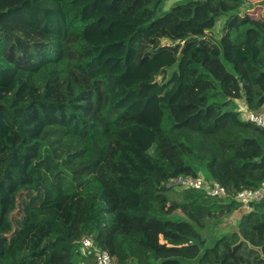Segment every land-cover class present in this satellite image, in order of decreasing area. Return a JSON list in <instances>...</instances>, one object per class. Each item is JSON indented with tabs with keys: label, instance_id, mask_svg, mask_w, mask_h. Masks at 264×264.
<instances>
[{
	"label": "trees",
	"instance_id": "16d2710c",
	"mask_svg": "<svg viewBox=\"0 0 264 264\" xmlns=\"http://www.w3.org/2000/svg\"><path fill=\"white\" fill-rule=\"evenodd\" d=\"M8 1L0 23L15 9ZM50 1L58 27L0 24V77L12 74L0 81V264H95L82 255L84 238L114 264H264V199L249 209L237 199L264 185V127L236 109L245 101L248 113L264 111V0H181L169 11L172 0H105L133 29L111 46L103 44L111 33L90 21L97 1ZM175 56L178 90L159 105L153 142L137 160L148 168L134 176L129 202L123 173L145 124L132 95L153 82L133 71ZM120 69L131 76L112 74ZM68 135L101 154H90L93 176L77 188L63 177L67 191L51 199L34 170L43 161L33 164ZM178 177L204 178L228 196L177 192L169 185ZM237 212V231L218 229Z\"/></svg>",
	"mask_w": 264,
	"mask_h": 264
},
{
	"label": "rangeland",
	"instance_id": "374dc122",
	"mask_svg": "<svg viewBox=\"0 0 264 264\" xmlns=\"http://www.w3.org/2000/svg\"><path fill=\"white\" fill-rule=\"evenodd\" d=\"M98 4H95V2ZM181 0H172L168 2L165 6V11H169L176 4L181 3ZM95 4L96 13L92 9H89L91 13L90 21L98 26L101 33L110 32L112 34L113 30L115 35L113 37L108 36V39L103 40V44L106 46H111V44H118L124 40L129 39V34L132 33V28L127 25V23L115 16V11L111 9L110 3L105 0H84L83 7L92 6ZM254 7V6H253ZM5 8L13 9L9 14L5 15L1 23L3 28L13 26L14 22L17 20H27L34 22L35 24L41 23L43 25L52 24L54 27H58V18L55 13L57 10L56 5H54L50 0H10L5 3ZM95 10V9H94ZM94 13V14H93ZM244 15V13L242 14ZM0 23V24H1ZM225 24V18L222 19L220 24H218L217 29L211 33L213 37H220L222 35V27ZM117 49V47H115ZM116 54L109 56L110 63L112 65H117L118 61L115 59L121 54V50L115 51ZM131 60V57L130 59ZM179 57H171L160 62L151 63L142 69L133 71V77L137 80L143 78H152L153 82L149 85V88L143 94L132 95L135 102L141 103V112L145 115V124H143L140 135H138L133 144L138 150V156L135 160L129 161V165L126 166L124 171V176L126 178V196L129 202H135V197L133 195L135 189V175H143L145 169L148 168L144 163H139L137 160H141V153L148 149L153 142V134L159 126L160 112L159 105L163 100H170L173 95L178 90L179 84V69H178ZM102 64L100 72L107 74L111 71L109 67ZM130 70H127L126 74H122L123 70L120 69L118 72H113V75H118L119 77L131 76ZM125 75V76H124ZM173 76V77H171ZM12 77V74H6L0 77V81L7 82ZM172 79L174 81L172 82ZM132 80H128L123 84V87L131 83ZM172 92L170 93V91ZM236 109L238 112L242 113L243 118H248V110L246 108L245 101L237 103ZM259 113H264L259 112ZM60 145L53 146L51 143L47 144L46 150L41 155V158L34 161L33 166L39 164L43 161L44 168L34 170L37 173H43L41 176L40 187L46 192L50 193L51 199L56 198L60 194H63L68 189V184L60 183V179L67 178L68 182L75 184V188L82 184V179H87L94 175L97 165V159L92 157L93 150L96 153L101 154V149L99 146L94 144V142L89 140H80L73 136H66L65 138L60 137ZM96 147V148H95ZM59 157H56V156ZM51 162H54L57 166V170L52 172ZM82 178V179H81ZM174 181V180H173ZM173 181L169 186H173ZM36 188V186H33ZM177 192L185 190L181 187L175 188ZM177 215L184 216L181 211L176 212ZM240 218L239 212L235 213L233 216L225 220V223L218 227L219 230L227 229L230 231H237L236 221ZM90 250H82L85 254Z\"/></svg>",
	"mask_w": 264,
	"mask_h": 264
},
{
	"label": "built area",
	"instance_id": "2783aa9c",
	"mask_svg": "<svg viewBox=\"0 0 264 264\" xmlns=\"http://www.w3.org/2000/svg\"><path fill=\"white\" fill-rule=\"evenodd\" d=\"M247 115V120L258 126L264 127V113H248ZM173 186L175 188L181 187L183 189L204 191L209 197L228 196L225 188L218 184L207 182L204 178L178 177L174 179ZM237 199L244 204L245 209H249L251 203L259 202L264 199V185L257 190H245L239 193ZM81 248L82 250H90L85 254H94L95 264H114L109 253L98 248L91 238L82 239Z\"/></svg>",
	"mask_w": 264,
	"mask_h": 264
},
{
	"label": "crops",
	"instance_id": "0c3cea01",
	"mask_svg": "<svg viewBox=\"0 0 264 264\" xmlns=\"http://www.w3.org/2000/svg\"><path fill=\"white\" fill-rule=\"evenodd\" d=\"M80 246H81V245H80ZM81 251H82V248H81ZM82 255H83V256H87L88 254H84V253L82 252Z\"/></svg>",
	"mask_w": 264,
	"mask_h": 264
}]
</instances>
